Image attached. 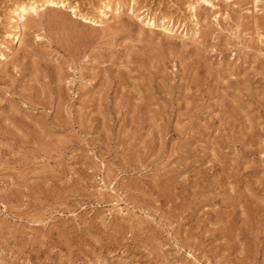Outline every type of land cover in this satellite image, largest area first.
<instances>
[{
  "label": "rangeland",
  "instance_id": "obj_1",
  "mask_svg": "<svg viewBox=\"0 0 264 264\" xmlns=\"http://www.w3.org/2000/svg\"><path fill=\"white\" fill-rule=\"evenodd\" d=\"M43 1L0 0V264H264V0Z\"/></svg>",
  "mask_w": 264,
  "mask_h": 264
},
{
  "label": "bare ground",
  "instance_id": "obj_2",
  "mask_svg": "<svg viewBox=\"0 0 264 264\" xmlns=\"http://www.w3.org/2000/svg\"><path fill=\"white\" fill-rule=\"evenodd\" d=\"M32 1V0H31ZM192 1H194V0H192ZM203 2H207L206 0H202ZM208 3V2H207ZM59 4V3H58ZM62 4V3H61ZM60 4V5H61ZM193 4V3H192ZM209 4V3H208ZM42 6L43 5H57V3L55 2V1H53V0H44L43 2H42V4H41ZM63 5V4H62ZM117 6V5H116ZM194 6V5H193ZM37 8H38V5L36 4V3H34V2H32V3H30V4H28V5H26V6H20V7H18L17 8V10H16V12L14 11V13L16 14V16L18 17V19H19V21L20 20H22L23 18H24V16H25V13L27 12L28 13V11L30 12V11H34V12H36V10H37ZM194 8V7H193ZM72 9V8H71ZM73 11H74V13H76V11H75V9L73 8ZM111 12H112V8L110 7V6H107V7H105V9L100 13V23H104V22H107V21H109L110 20V18H111ZM116 12V11H115ZM26 13V14H27ZM117 14V13H116ZM35 15V14H34ZM84 18V17H83ZM193 18V17H192ZM85 21V20H84ZM98 21V20H97ZM94 23V22H93ZM19 25H20V23H19ZM168 25V24H167ZM23 27V26H22ZM152 27V26H151ZM158 29H159V27H158ZM161 31L163 32V33H171L172 31L171 30H169V29H167V28H161ZM16 36H18V34L16 35ZM186 37H187V34L185 35ZM18 42V41H17ZM1 57V56H0Z\"/></svg>",
  "mask_w": 264,
  "mask_h": 264
}]
</instances>
